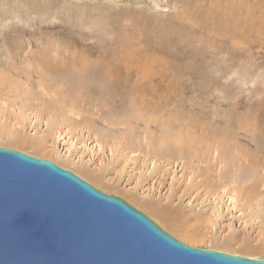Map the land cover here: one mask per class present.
<instances>
[{"label":"rangeland","instance_id":"1","mask_svg":"<svg viewBox=\"0 0 264 264\" xmlns=\"http://www.w3.org/2000/svg\"><path fill=\"white\" fill-rule=\"evenodd\" d=\"M0 147L264 259V0H0Z\"/></svg>","mask_w":264,"mask_h":264},{"label":"water","instance_id":"2","mask_svg":"<svg viewBox=\"0 0 264 264\" xmlns=\"http://www.w3.org/2000/svg\"><path fill=\"white\" fill-rule=\"evenodd\" d=\"M0 264H264L188 246L72 171L0 147Z\"/></svg>","mask_w":264,"mask_h":264},{"label":"bare ground","instance_id":"3","mask_svg":"<svg viewBox=\"0 0 264 264\" xmlns=\"http://www.w3.org/2000/svg\"><path fill=\"white\" fill-rule=\"evenodd\" d=\"M130 65V66H132V65H134V63L133 62H130L129 60H127L126 61V65ZM7 135H10V133H7L6 134V136ZM8 137V136H7ZM26 154V153H25ZM35 157V156H34ZM236 196L237 195H235V194H231L229 197H230V202L234 205L235 204V198H236ZM176 223H177V221H176ZM178 224V226H180V229L182 230V232H183V234L185 235V236H187V237H190V239H196L195 237H197L198 235L200 236V237H202V235H200V233L199 232H195L191 227H188V226H186L185 224L184 225H182V224H180V223H177ZM182 226V227H181ZM189 246V245H188ZM195 248V247H194ZM217 251V250H216ZM221 252V251H220ZM222 252H224V251H222ZM229 254V253H228ZM253 259H259V258H253Z\"/></svg>","mask_w":264,"mask_h":264}]
</instances>
